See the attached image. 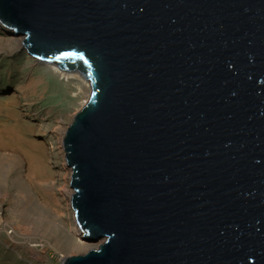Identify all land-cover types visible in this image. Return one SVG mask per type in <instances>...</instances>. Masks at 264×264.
<instances>
[{"label":"water","instance_id":"95a60500","mask_svg":"<svg viewBox=\"0 0 264 264\" xmlns=\"http://www.w3.org/2000/svg\"><path fill=\"white\" fill-rule=\"evenodd\" d=\"M0 25L91 82L63 145L101 244L62 264H264V0H0Z\"/></svg>","mask_w":264,"mask_h":264},{"label":"rangeland","instance_id":"374dc122","mask_svg":"<svg viewBox=\"0 0 264 264\" xmlns=\"http://www.w3.org/2000/svg\"><path fill=\"white\" fill-rule=\"evenodd\" d=\"M14 39L19 38L0 26V123H8V113L16 112L19 121L9 124L18 123L22 135L37 141L44 155L31 164L28 144L9 145L8 137L0 134V165H16L24 185L10 194L0 188V264H62L64 258L84 255L101 244L80 243L71 230L73 209L61 199L72 188L62 136L90 93L83 97L74 83L50 73ZM6 86L10 89L4 93ZM37 130L48 136H31ZM49 224L66 236L51 234Z\"/></svg>","mask_w":264,"mask_h":264},{"label":"bare ground","instance_id":"6f19581e","mask_svg":"<svg viewBox=\"0 0 264 264\" xmlns=\"http://www.w3.org/2000/svg\"><path fill=\"white\" fill-rule=\"evenodd\" d=\"M4 30L9 32L6 29H4ZM15 40L18 41V43L22 44V39H20V38L14 39V41ZM42 64L47 66L50 73H52L54 75H58L61 79L65 80L69 83H74L77 86L78 92L80 94H82L83 97H86V95L88 93H90L91 82L89 80H87L80 71H78V70L72 71V72L65 71V70H62L61 68H59V66L55 63H42ZM9 89H10V87L6 86L3 89V92L6 93V92H8ZM16 116H18L16 114V112H14V113L9 112L8 113V117H7L9 119L8 123H0V134H5L8 137L7 143L9 145L12 144V145L21 146L24 144H26V145L28 144V146L30 148V152L27 151V154L30 156V158H32L29 163L36 164V163H38L37 160L40 158L39 154L44 155V152H42V150L39 149L41 147L38 145L39 143H37V141L31 140V139L27 140L25 135H22V133L19 130V124L18 123H16L14 126L9 124L13 121H19V120H16ZM55 132H57V131H55ZM51 133H54V132H51ZM31 136H36L39 138H46L48 135L42 130H37V131L33 132L31 134ZM62 137H64V133H63ZM60 144H62V140H61ZM51 148H53V147L51 146ZM23 187H24V185L22 183L20 173L16 169V165L11 164V166H9L7 169H5L4 167H2L0 165V188L2 190H4L6 193L10 194L12 189H14V191H19L20 189L21 190L24 189ZM73 194H74V190L71 188V190H68L67 194H65L66 196L62 197L61 199H65V201L69 205H71L70 200H71ZM71 210H72V207H71ZM28 211H30V210H27L26 212H28ZM70 224L73 225L71 230L73 231L74 235L78 236L81 239L80 243L83 245L88 244V242H90V241L84 240L82 230L76 221L74 210H72V218H70ZM46 228L53 235H60L61 237L66 236L65 231L63 232V231L57 229L52 224L47 225ZM66 247H70V244H67Z\"/></svg>","mask_w":264,"mask_h":264},{"label":"snow or ice","instance_id":"6c2138e0","mask_svg":"<svg viewBox=\"0 0 264 264\" xmlns=\"http://www.w3.org/2000/svg\"><path fill=\"white\" fill-rule=\"evenodd\" d=\"M72 55H75V53H64V54H63V58L66 59V58H69V57L72 56ZM60 58H61V57H59V56L56 57V59H60ZM80 58L83 59V56H81Z\"/></svg>","mask_w":264,"mask_h":264},{"label":"built area","instance_id":"2783aa9c","mask_svg":"<svg viewBox=\"0 0 264 264\" xmlns=\"http://www.w3.org/2000/svg\"><path fill=\"white\" fill-rule=\"evenodd\" d=\"M64 260V259H63Z\"/></svg>","mask_w":264,"mask_h":264}]
</instances>
